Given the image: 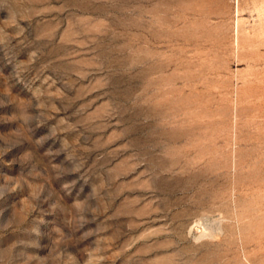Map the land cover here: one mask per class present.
<instances>
[{
	"label": "rangeland",
	"instance_id": "obj_1",
	"mask_svg": "<svg viewBox=\"0 0 264 264\" xmlns=\"http://www.w3.org/2000/svg\"><path fill=\"white\" fill-rule=\"evenodd\" d=\"M263 6L0 0V264H264Z\"/></svg>",
	"mask_w": 264,
	"mask_h": 264
},
{
	"label": "bare ground",
	"instance_id": "obj_2",
	"mask_svg": "<svg viewBox=\"0 0 264 264\" xmlns=\"http://www.w3.org/2000/svg\"><path fill=\"white\" fill-rule=\"evenodd\" d=\"M261 11H262V13L264 14V6L262 7V9H261ZM264 16V15H263ZM264 21V20H263ZM236 27L238 28V22H237V25H236ZM262 28V27H261ZM264 29V28H263ZM239 30V29H238ZM264 31V30H263ZM207 226V225H206ZM213 227V226H212ZM207 229V228H206ZM210 229V228H209ZM208 230V229H207ZM213 230V229H212Z\"/></svg>",
	"mask_w": 264,
	"mask_h": 264
}]
</instances>
